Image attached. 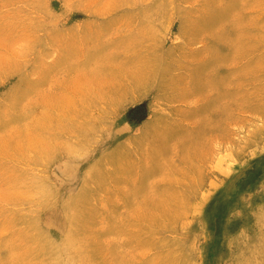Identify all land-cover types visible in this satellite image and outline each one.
Returning <instances> with one entry per match:
<instances>
[{
  "label": "rangeland",
  "instance_id": "374dc122",
  "mask_svg": "<svg viewBox=\"0 0 264 264\" xmlns=\"http://www.w3.org/2000/svg\"><path fill=\"white\" fill-rule=\"evenodd\" d=\"M0 264H264V0H0Z\"/></svg>",
  "mask_w": 264,
  "mask_h": 264
},
{
  "label": "bare ground",
  "instance_id": "6f19581e",
  "mask_svg": "<svg viewBox=\"0 0 264 264\" xmlns=\"http://www.w3.org/2000/svg\"><path fill=\"white\" fill-rule=\"evenodd\" d=\"M102 132V131H101ZM77 147V146H76ZM107 166V165H106ZM71 210V209H70Z\"/></svg>",
  "mask_w": 264,
  "mask_h": 264
}]
</instances>
